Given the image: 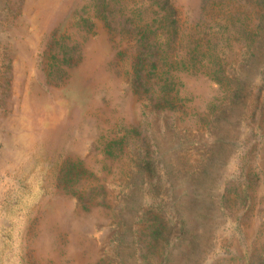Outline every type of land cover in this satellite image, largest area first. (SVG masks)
I'll return each mask as SVG.
<instances>
[{
    "label": "rangeland",
    "instance_id": "1",
    "mask_svg": "<svg viewBox=\"0 0 264 264\" xmlns=\"http://www.w3.org/2000/svg\"><path fill=\"white\" fill-rule=\"evenodd\" d=\"M0 264H264V0H0Z\"/></svg>",
    "mask_w": 264,
    "mask_h": 264
}]
</instances>
